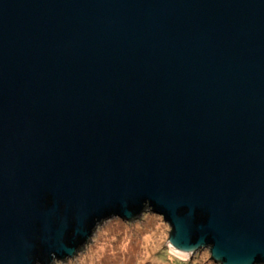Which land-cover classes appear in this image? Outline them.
<instances>
[{"label": "water", "instance_id": "1", "mask_svg": "<svg viewBox=\"0 0 264 264\" xmlns=\"http://www.w3.org/2000/svg\"><path fill=\"white\" fill-rule=\"evenodd\" d=\"M147 210L264 264V0H0V264Z\"/></svg>", "mask_w": 264, "mask_h": 264}, {"label": "rangeland", "instance_id": "2", "mask_svg": "<svg viewBox=\"0 0 264 264\" xmlns=\"http://www.w3.org/2000/svg\"><path fill=\"white\" fill-rule=\"evenodd\" d=\"M170 227L150 210L140 219L111 218L100 225L91 241L74 258L55 264H217L208 249L188 260L165 245Z\"/></svg>", "mask_w": 264, "mask_h": 264}]
</instances>
